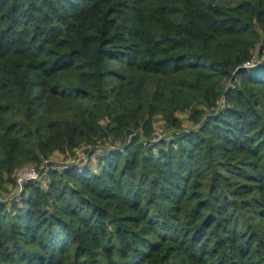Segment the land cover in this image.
I'll return each mask as SVG.
<instances>
[{
  "label": "trees",
  "instance_id": "obj_1",
  "mask_svg": "<svg viewBox=\"0 0 264 264\" xmlns=\"http://www.w3.org/2000/svg\"><path fill=\"white\" fill-rule=\"evenodd\" d=\"M263 54L264 0H0V186L119 144L0 201V264H264Z\"/></svg>",
  "mask_w": 264,
  "mask_h": 264
},
{
  "label": "built area",
  "instance_id": "obj_2",
  "mask_svg": "<svg viewBox=\"0 0 264 264\" xmlns=\"http://www.w3.org/2000/svg\"><path fill=\"white\" fill-rule=\"evenodd\" d=\"M256 64V59L252 58L243 64V67L250 68ZM231 80L226 82V87H232ZM223 97L216 100L218 107L223 105ZM201 126L199 121L194 123H182L180 128L166 129L164 132H157L151 137V142H158L162 139L170 138L172 135L176 136L181 132H188L190 130L198 129ZM155 131V130H154ZM134 135L128 136L127 141ZM119 144L114 142L104 141L103 143L96 144H83L80 153L73 152L63 154L60 152H54L48 156L40 158L37 164L27 165L23 168H19L14 173L13 189L10 192L4 193L0 191V201H20L23 193L25 192V185L29 182L35 183L40 186H46L50 179L52 172L61 173L65 170L75 167H82V165L92 164L96 158L108 153L114 149H117ZM95 157V158H94ZM96 162V161H95ZM94 162V163H95Z\"/></svg>",
  "mask_w": 264,
  "mask_h": 264
},
{
  "label": "rangeland",
  "instance_id": "obj_3",
  "mask_svg": "<svg viewBox=\"0 0 264 264\" xmlns=\"http://www.w3.org/2000/svg\"><path fill=\"white\" fill-rule=\"evenodd\" d=\"M258 58V57H257ZM258 59H260V60H264V54L261 56V57H259ZM176 115H177V117L179 118V119H181V121L183 122V123H187L188 122V119H189V117L187 116V112H176L175 113ZM188 117V118H187ZM181 122V123H182ZM153 125H154V129L152 130V132H151V137L152 136H154V134L155 133H157V132H164V131H166V129H167V125H166V123H165V119L163 118V116L162 115H159V116H157V117H155L154 119H153ZM174 128V127H173ZM155 130V131H154ZM114 143H116V144H118L117 142H114ZM81 147H82V145L81 146H79V147H77V148H75L74 150H73V152H77V153H80V151H81ZM64 154H66V153H64ZM95 158V157H94ZM91 161H97L96 160V158L94 159V160H91ZM39 162V160L38 161H36V162H31V163H29V164H27V165H32V163L33 164H37ZM93 162V163H94ZM93 163L92 164H90L89 166L91 167V169H97V166H95V165H93ZM96 163V162H95ZM94 163V164H95ZM27 165H25V166H27ZM25 166H23V167H25ZM23 167H21V168H23ZM19 169V168H18ZM98 170V169H97ZM13 180H14V175H13ZM13 184H14V181H9V180H5V182L3 183V185L2 186H0V189H1V191L2 192H4V193H7V192H10V191H12V189H13Z\"/></svg>",
  "mask_w": 264,
  "mask_h": 264
}]
</instances>
